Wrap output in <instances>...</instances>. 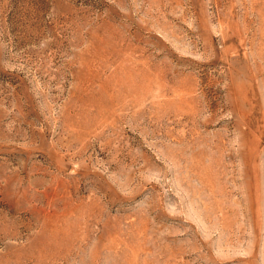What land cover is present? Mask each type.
Masks as SVG:
<instances>
[{"label": "rangeland", "instance_id": "374dc122", "mask_svg": "<svg viewBox=\"0 0 264 264\" xmlns=\"http://www.w3.org/2000/svg\"><path fill=\"white\" fill-rule=\"evenodd\" d=\"M0 264H264V0H0Z\"/></svg>", "mask_w": 264, "mask_h": 264}]
</instances>
